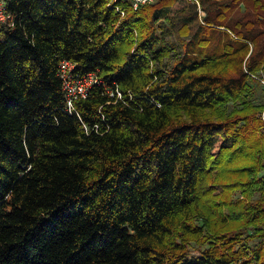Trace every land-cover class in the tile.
Masks as SVG:
<instances>
[{
  "label": "trees",
  "instance_id": "16d2710c",
  "mask_svg": "<svg viewBox=\"0 0 264 264\" xmlns=\"http://www.w3.org/2000/svg\"><path fill=\"white\" fill-rule=\"evenodd\" d=\"M199 1L165 74L188 0H6L0 264H264V0Z\"/></svg>",
  "mask_w": 264,
  "mask_h": 264
},
{
  "label": "rangeland",
  "instance_id": "374dc122",
  "mask_svg": "<svg viewBox=\"0 0 264 264\" xmlns=\"http://www.w3.org/2000/svg\"><path fill=\"white\" fill-rule=\"evenodd\" d=\"M202 10L204 11L203 7ZM200 22L202 23V18H199L197 8L192 3H189L188 7L184 11L178 13L173 17L171 23H168L164 20H160L157 23L159 29L158 32L160 35V42L157 44L156 47L159 48L161 45H164L169 50V54L164 57L162 63L157 65V67L162 69L165 74H167V71L171 68L173 61L182 53V43L188 40L189 37L197 30L198 24ZM183 25H186L188 28L189 32L187 34H181V28ZM261 82L264 85V80H262ZM253 95L261 97V87H258V89L256 88L253 92ZM262 100H264V97H262ZM230 105L232 107L235 104L233 102H230ZM261 174H264V169L261 171ZM262 197H264V194L262 195ZM231 198L241 199L243 198V196L240 192H234L231 195ZM259 199V194L256 193L251 201L255 203ZM223 212L226 213L227 209L223 208ZM248 243L251 242L249 241ZM198 247L199 245L195 246V248Z\"/></svg>",
  "mask_w": 264,
  "mask_h": 264
},
{
  "label": "built area",
  "instance_id": "2783aa9c",
  "mask_svg": "<svg viewBox=\"0 0 264 264\" xmlns=\"http://www.w3.org/2000/svg\"><path fill=\"white\" fill-rule=\"evenodd\" d=\"M125 0H110V3H116ZM130 2L133 8L138 6L153 2L154 0H127ZM190 3L195 5L199 18H202L205 15V11L202 10L201 3L199 0H188ZM115 9L122 16L124 11L120 9L118 5L115 6ZM201 20V19H200ZM14 15L7 10L6 0H0V22H8L11 26L13 25ZM203 23V22H202ZM60 68V77L62 80L63 91L67 100V109L68 112L72 110V101L77 97L84 98L87 96L89 89L99 83L95 73L87 74H78L74 73L73 70L75 65L69 61H61L59 64ZM118 96L119 93H118Z\"/></svg>",
  "mask_w": 264,
  "mask_h": 264
}]
</instances>
